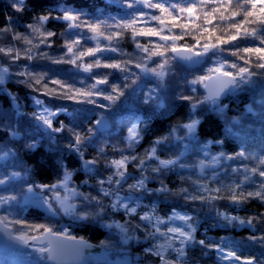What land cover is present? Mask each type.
<instances>
[{
	"label": "snow or ice",
	"instance_id": "6c2138e0",
	"mask_svg": "<svg viewBox=\"0 0 264 264\" xmlns=\"http://www.w3.org/2000/svg\"><path fill=\"white\" fill-rule=\"evenodd\" d=\"M228 8L233 6V0H226ZM122 7L125 8L124 15L117 19L116 17H108L100 19L95 17L92 20L86 18V14L79 10L65 8L63 10L56 9L57 14L53 15L51 11L40 14L33 18V23L26 25V33L14 32L11 26L0 28V34H11V39L14 41H22L24 45L31 47L20 48L15 44H10L7 47L0 46V86L5 85L13 77L17 78V82L24 84L30 89H34L37 93L44 91L46 95L54 100H77L80 98L91 104H97L94 97H102L106 101H111L110 104L100 103L102 109L112 108L117 101L124 97L126 91L131 90L133 96L136 95V89L140 87L137 83L143 80L151 83L147 87V91L142 95V103L158 102L159 95L165 89V78L169 74L174 73L175 64L177 63H201L203 58L219 56L220 53L228 52L230 56L235 57L232 62L224 59L222 62L217 60V66L209 69L211 74L195 77L187 81L189 90L195 94L197 89L195 85L203 84L207 90L202 97L195 95H177V99L181 101H189L192 112L195 113L198 107L208 106L212 111H220L225 105L220 103L222 96H227L237 90H241L245 86L255 85L258 81L264 83V0H236L235 7L238 10L231 12V15L225 17L220 14L221 21L232 20L237 16L242 15L239 22H234L230 28L235 29L233 34L225 36H216L215 43H212L214 32L208 28H203L202 35L194 37L195 43L192 46H177V42L184 39L187 34V29L192 23V17L195 13L197 4L206 6L215 4L217 0H181V3H186L187 7H182L181 3L173 4L171 0H119ZM221 6L224 5V0H219ZM26 0H16L11 7L17 11H24ZM250 5V7H249ZM257 5H260L257 9ZM152 10H158L159 14H154ZM227 10V8L225 9ZM219 7H213L211 12H204L206 24H211L212 19L209 17L212 13L219 12ZM188 14V20L185 23H178L180 17ZM11 21V17L7 18ZM199 19V17H196ZM109 21H114L110 23ZM151 21H157V26H146ZM49 22H64L66 27L60 35H67L71 39H66L62 48H66L63 56L53 57L47 52L40 50V45L51 47V37L57 35L56 32L48 30L46 25ZM171 25V27H168ZM247 25H254L247 27ZM139 26V27H138ZM193 28L200 27L192 25ZM167 28L169 33H172L173 28L182 30L181 35L168 34L165 35L164 29ZM87 30L85 32L84 30ZM103 29V30H102ZM115 29V31H113ZM108 32L106 35L105 32ZM92 33V35H88ZM125 33H130L132 39L136 41V49L138 50L129 59H116L106 53H124L119 47L111 45L113 40L117 43L122 39ZM203 33H208L205 37ZM103 37L109 43L105 47H101L99 40ZM138 37H159V41L149 40L147 43H140ZM201 39H206L209 42L201 44ZM90 40H96L95 47H84ZM34 41H37L34 43ZM83 41V44H82ZM235 41L249 42L256 46L244 47L240 49L238 44H232ZM151 45V47H150ZM224 45H231L225 48ZM199 47L200 50H196ZM74 48L77 51H74ZM241 51L244 55H241ZM23 52V59L26 61L47 60L51 64H69L76 69V74L88 73V78L94 83L89 85V90L77 88L74 83L60 80L59 78H49V73L44 71H33L28 63L21 66L19 72L11 71L15 62L20 61ZM71 54L70 58L68 55ZM91 57L89 63H83L84 57ZM255 56V60H253ZM139 62H136V60ZM78 61H81L78 63ZM243 62V64H241ZM138 69V72L132 71V65ZM152 65L151 67L149 65ZM229 68L231 70H225ZM93 69H114L123 73L119 77L120 83H110L109 77L111 72H94ZM23 77V79H19ZM206 81H215V86L210 87ZM82 83V81H81ZM49 84L59 85L57 88H49ZM100 85L106 87L101 88ZM6 91V89H5ZM34 103L39 106L38 111L31 115L36 122L38 128L43 129L47 133V139L51 144L57 142V133H68V143L65 147L75 153L81 162V168L88 174L96 175V192L97 195L85 193L79 190L78 186L73 185V171H70L65 165L61 164L64 169L63 176L55 184H40L35 185L29 183L23 191V200L25 206L29 202H33L36 207L43 208L50 217L66 216L71 222H81L89 224H101L105 228H115L122 236L124 243L129 240L138 239L135 237V232L143 228L144 239L149 242V246L144 249L146 256H154L158 258V264H196L189 256V249L195 245H199L202 249H215L217 255L222 260H231L233 264H238L242 261L243 264H264V254L257 256H238L236 251L225 252L221 243L207 242L204 239L197 240L194 233L196 232L195 218L186 213L177 211L172 208L171 215L161 217L156 212L155 202L148 206H142V200L148 194H162L165 198L168 196H179L184 201L201 203H210L216 199H227L233 205L242 204L249 198H258L264 201V156H252L251 159L256 161V166L249 167L247 163L241 164L239 168H232L231 172L237 175V179L230 184H222L216 188H209L206 183H201L200 180L193 181L194 191L189 192L187 188L171 189L164 182L160 181L159 188H149L147 181L162 175L164 171H170L175 167L184 168L185 165L180 163L181 156H175L169 159H161L157 154L158 148L166 146L171 139H176L180 142L184 140L196 141L197 126L200 124L199 119H191L189 123L182 125L186 129L184 137L176 135V130L171 129L167 136L157 137L144 153L125 155V152H134L135 145L143 138L139 129V121L128 128V135L124 137L126 147L119 149V158L108 159L104 148L97 150V155L92 159H85V147L92 146V139L107 127V119L102 114L100 119L95 120V123L90 125L85 131L79 129L82 125L75 120V127L65 125L63 121L59 122V126L53 124L56 115L61 112H67L66 108L57 107L55 111L45 105L44 101L38 97H34ZM249 111L252 109L249 108ZM264 118V114H262ZM234 120L233 124L238 123ZM0 123H3V118L0 117ZM5 127L11 129L13 126L8 124ZM226 131L230 134L232 128L228 127ZM18 133L12 131L11 135L15 137ZM37 141L26 145L29 149L37 147ZM223 143V141H216ZM188 144H184L187 149ZM205 145L201 148L204 152ZM207 155V153H205ZM236 157L248 160L249 156L242 149L232 155L223 152L211 157L213 163H218L221 159L233 160ZM16 153L13 149L8 148L6 144H0V161L12 160L15 166ZM155 160L158 163L155 166L146 164V161ZM133 165L134 169H139V177H135L133 173L128 171V165ZM107 172L104 178H99L101 168ZM205 162L200 161L198 165L201 171L205 168ZM6 167V165H5ZM150 172L153 175H147ZM23 179V174L18 171L8 173L0 172V185L9 184L12 181ZM183 179V178H182ZM218 180L219 177L214 172L211 178ZM129 180L134 182L128 183ZM87 183V182H85ZM125 185L127 187L125 188ZM252 187L254 190L245 191V187ZM48 189L53 192V195L44 198L42 195H36V189ZM239 190V191H237ZM226 192L227 195H216L212 193ZM61 192L65 193L61 195ZM207 194V195H205ZM18 197L12 195H0V207L11 204L17 201ZM147 207V211L138 213V209ZM123 212L125 216L133 217L138 215L140 223L133 224L131 220H126L124 223L112 220L106 222L105 217L111 213ZM217 216L222 217L228 224L238 221L240 225L248 224L250 227L253 224V218L247 221L239 219L235 216H229L227 213L217 212ZM259 219V218H256ZM176 221H182L180 226L176 225ZM8 223L22 225V228L8 230V236L11 240L17 241L29 248H32L36 255L32 264H70L66 258L65 244L62 241L72 240L77 241L80 248L90 247L84 237H75L69 235L68 228L54 229L45 224H29L25 220L8 221L7 217L0 216V224ZM38 232L39 235H30L29 233ZM47 242L44 243V239ZM225 238H221L223 242ZM252 241L264 244V235L259 237L253 235L250 237ZM39 241V243H37ZM206 255V253H204ZM31 255V254H30ZM174 257V258H173ZM123 264H128L124 261ZM143 264V262H141Z\"/></svg>",
	"mask_w": 264,
	"mask_h": 264
},
{
	"label": "trees",
	"instance_id": "16d2710c",
	"mask_svg": "<svg viewBox=\"0 0 264 264\" xmlns=\"http://www.w3.org/2000/svg\"><path fill=\"white\" fill-rule=\"evenodd\" d=\"M16 0H0V28L11 26L14 32L26 33V25L33 23V18L40 14H45L49 11L56 15V9L63 10L66 7L72 10H79L86 14V18L92 20L95 17L100 19H107L108 17L121 18L124 15L125 8L121 6L119 0H26L24 11L17 12L11 5ZM158 2V0H153ZM171 3H181V0H171ZM236 0H233V6L228 8L226 0L221 6L219 0L215 4H208L201 6L197 4L195 13L192 17V23L187 29V34L184 39L177 42V46H192L195 43L194 37L201 36L203 28H208L214 35L211 42L215 43L216 36H225L233 34L235 29L230 28L234 22H239L243 17L237 16L232 20L221 21L220 14L223 13L225 17L231 15V12L238 10L235 7ZM182 7H187L186 3H181ZM213 7H219L220 11L212 13L209 19H212L211 24H206L204 19V12H211ZM250 7V5H249ZM260 5H257L259 9ZM227 8V10H225ZM154 14H159L158 10H152ZM11 17V21L7 18ZM199 17V19H196ZM188 20V14L184 13L178 23H185ZM114 23V21H109ZM157 21H151L146 26H157ZM192 25H199L198 28H193ZM254 25H247L253 27ZM66 24L64 22H49L46 25L48 30L56 32L57 35L51 37V47L40 45V50L47 52L50 56L60 57L66 52V48H62L66 39H71L67 35H60L64 31ZM139 27V26H138ZM168 27H171L169 25ZM103 30V29H102ZM87 32V30H84ZM115 31V29H113ZM107 35L108 32L106 31ZM165 35L176 34L181 35L182 30L173 28L172 33L168 29H164ZM92 35V33H88ZM208 33H203L207 36ZM140 43H147L149 40L159 41V37H138ZM37 41H34L36 43ZM209 42L206 39H201L200 43ZM100 43L101 47H105L109 42L105 39ZM10 44H15L17 47L26 48L30 45H24L22 41H14L11 39V34H0V46L7 47ZM83 44V41H82ZM96 40H90L84 47H95ZM232 44H238L240 49L244 47H254L256 45L249 42L235 41ZM114 47H119L124 53H106L116 59H129L138 50L136 49V41L132 39L130 33H125L124 37L117 43L116 40L111 42ZM151 47V45H150ZM222 47L228 48L231 45H224ZM196 50H200L197 47ZM74 51L77 49L74 48ZM241 55L244 53L241 51ZM3 54L0 53V57ZM21 60L13 64L11 71L19 72L21 66L28 63L33 71H44L49 73V78H59L60 80L74 83L77 88L89 90V85L94 81L88 78V73L76 74V69L73 65L51 64L47 60H33L26 61L23 59V52L21 53ZM71 54L67 58H70ZM227 59L232 62L235 57L230 56L228 52L220 53L217 57L208 59L205 57L204 64L200 68L188 69L183 64H175L174 73L169 74L165 78L166 87L160 92L158 102L142 103V95L147 91V87L151 83L141 79L137 83L140 85L136 89V95L131 94V90L126 91L124 97H121L116 104L110 109H102L99 107L100 103L110 104L111 101H106L102 97H94L97 104H91L78 98L77 100H54L52 97L46 95L44 91L37 93L34 89H30L24 84L18 83L17 78L13 77L5 85L0 86V117L3 118V123H0V144H6L16 153L15 166L12 160L0 161V172L8 173L11 171H18L23 174V179L12 181L9 184L0 185V195H16L17 201L11 202L9 205L0 207V216L7 217L8 221L25 220L29 224H45L54 229L68 228L69 235L77 238L84 237L91 243L97 244L100 247L111 249V257L115 259L114 262H98L93 261L89 264H123L122 256L123 249H128L132 263L143 264H158V258L154 256H146L144 249L149 246V242L144 239L143 228L135 232L138 239L126 245L123 244L119 233L115 229L105 228L101 224H89L81 222H71L70 218L66 216L50 217L43 209L35 205L23 202V191L29 183L40 184H55L62 178L64 169L61 164L65 165L70 171H73L72 181L74 186H78L79 190L85 193L97 195L96 192V175L86 173L81 168L79 157L69 151L65 145L68 143V133H57V142L55 144L49 143L47 133L36 126V122L32 117V113L38 111L34 104V97L43 100L44 103L53 111L57 107L67 109V112L58 113L53 120L55 126H59V122L63 121L69 127H75L73 121L80 123L82 127L80 131H85L90 125L95 123V120L100 119L103 114L112 125V128L107 132H99L92 139V146L85 147V159H92L97 155V150L104 148L106 158H119V149L126 147L124 137L128 135V128L133 124H138V129L142 135V139L135 145L134 152H125V155L143 154L145 149H148L152 142L161 136H167L171 129H175L179 135H185L182 125L190 122L191 119H199L200 124L197 126V139L192 141L193 145L186 152H182L183 143L171 139L170 142L163 148H158L157 154L161 159H169L175 156H181L180 163L185 165L184 168L175 167L170 171H164L162 175L147 181L149 188H159L162 180L171 189L187 188L189 192L194 191L193 181L200 180L201 183H206L209 188H216L222 184H230L237 179V175L231 172L232 168H239L241 164L247 163L249 167L256 166V161L252 160V156H264V83L259 81L255 85L245 86L241 90H237L221 100L220 103L225 105L220 111H212L208 106L198 107L195 113L192 112L189 101H181L177 99V95H195L202 97L205 93L201 84L195 85L197 91L195 94L189 90L187 81L195 77L211 74L209 69L217 66V60L221 62ZM91 57H84L83 63L91 62ZM255 60V56H253ZM81 61H78L80 63ZM136 62H139L137 59ZM243 64V62H241ZM152 66L151 64L149 65ZM133 72L139 70L135 68L134 64L131 66ZM225 70H231L226 68ZM94 72H111L109 77L110 83H120L119 77L124 74L114 69H93ZM19 79H23L20 77ZM82 81V83H81ZM106 87L102 85L101 88ZM49 88L59 89V85L49 84ZM6 89V91H5ZM252 110L249 111L248 109ZM234 120L238 123L233 124ZM12 125L11 129L5 125ZM228 127L232 128L234 134L226 131ZM12 131L18 134L13 137ZM37 141V147L29 149L27 144ZM216 141H223V143H216ZM206 145L205 157L221 152L232 155L241 151L242 149L248 154L249 159L236 157L233 160H220V166L214 170L218 180H212V174L206 172L205 175L198 172V160L202 156L198 150V146ZM201 151V150H200ZM204 152V153H205ZM158 161H146V164L155 166ZM6 165V167H5ZM101 168V175L99 178H104L107 172ZM128 171L133 173L135 177H139V169H134L130 163ZM147 175H153L150 170ZM183 178V179H182ZM87 182V183H85ZM134 182L129 180L128 183ZM127 185H125V188ZM245 191L254 190L252 187H245ZM39 193L50 195L48 189H36ZM239 191V190H237ZM207 195V194H205ZM216 195H227L226 192L212 193ZM155 202L156 212L161 217L170 215L172 208L177 210H184L191 213L196 220L195 237L197 240L204 239L207 242L221 243L225 252L236 251L238 256H257L264 254V244L255 242L250 239L251 236L257 237L264 235V201L258 198H249L242 204L233 205L227 199H216L210 203H201L200 201L191 202L184 201L181 197L168 196L165 198L162 194H148L142 200V206H148ZM147 207L138 209V213L147 211ZM217 212L227 213L229 216H235L239 219L247 221L253 218V224L250 227L248 224L240 225L238 221L228 224L222 217L217 216ZM259 218V219H256ZM106 222L112 220L124 223L126 220H131L133 224L140 223L139 216H125L123 212L111 213L110 217H105ZM8 226L15 229L22 228V225L8 223ZM30 235H39L38 232L29 233ZM221 238H225L223 242ZM33 250L29 248L26 251L4 249L0 250V264H32L36 256ZM206 253V255L204 254ZM31 254V255H30ZM33 254V255H32ZM189 256L196 264H233L231 260H222L217 255L215 249H202L201 246L195 245L189 249ZM174 258V257H173ZM44 264V262H42ZM238 264H243L242 261Z\"/></svg>",
	"mask_w": 264,
	"mask_h": 264
},
{
	"label": "water",
	"instance_id": "95a60500",
	"mask_svg": "<svg viewBox=\"0 0 264 264\" xmlns=\"http://www.w3.org/2000/svg\"><path fill=\"white\" fill-rule=\"evenodd\" d=\"M180 64H183L188 69H195V68H199L203 64V61L201 63L183 62ZM206 83H209L210 87L215 86V81H206ZM99 87H102V85H100ZM202 89L204 93H206L207 90L204 88V86L202 87ZM227 96H222L220 98V101L224 100ZM111 128H112L111 122L107 119V127L103 128L101 132H107ZM8 230H12V228L8 225L6 228L5 224H0V250L10 249V250L26 251L29 247L17 241L11 240L8 236ZM47 239H51V237L44 239L43 242L46 243ZM85 240L89 245H91L90 247L80 248L77 244V241H72V240L62 241V243L65 244V251L67 253L66 258L69 260L70 264H89L90 262L97 260L98 257L96 256V254H98L101 251L100 246L91 243L88 239ZM37 243H39V241ZM134 264H140V263H134Z\"/></svg>",
	"mask_w": 264,
	"mask_h": 264
},
{
	"label": "rangeland",
	"instance_id": "374dc122",
	"mask_svg": "<svg viewBox=\"0 0 264 264\" xmlns=\"http://www.w3.org/2000/svg\"><path fill=\"white\" fill-rule=\"evenodd\" d=\"M104 40V38L103 37H101V39L99 40V42H101V41H103ZM204 61H205V58H203V64H204ZM202 64V65H203ZM201 65V66H202ZM200 66V67H201ZM199 67V68H200ZM196 69V68H195ZM201 87H203V84H201ZM34 102V101H33ZM35 104V103H34ZM46 105V104H45ZM35 106L39 109V106L38 105H36L35 104ZM183 132H184V134L186 133V129H183ZM180 133L178 132V133H176V135L177 136H180L179 135ZM185 135H181L180 137H184ZM176 140V139H175ZM183 149H182V152H186L189 148H191V146L193 145L192 143V141L190 142V141H188V140H184L183 142ZM184 144H188V147H187V149H185L184 148ZM205 145L203 144V145H200V147L198 146V150H199V152H200V154L202 155L201 157H200V159L198 160V163H197V165L199 164V162L200 161H204L205 162V168L203 169V171H201V169L199 168V167H197V170H198V172L199 173H201V174H204L205 175V173L206 172H209V173H211L212 175H213V173L215 172L214 170H216L219 166H220V161L218 162V163H213L212 161H211V157L212 156H216V155H218V154H215V155H209V156H207V157H205V150H204V152H202V151H200L201 150V148H203ZM65 193H63V192H61V195H64ZM36 195L37 196H40V195H42L44 198H48V197H50V196H52L53 195V192H50V195H46V194H44V193H39V192H37L36 191ZM24 202V201H23ZM25 203V202H24ZM28 204H31V205H35L33 202H29ZM177 211H180V212H186V213H188V214H190L191 215V213H189L188 211H184V210H177ZM170 215H171V213H170ZM69 218V217H68ZM166 218V217H165ZM183 224V222L182 221H176V225L177 226H180V225H182ZM196 227V226H195ZM113 229H115V228H113ZM115 230H117V229H115ZM118 231V230H117ZM118 233H119V231H118ZM135 235V234H134ZM194 235H195V233H194ZM119 236H120V238H121V241H122V243L123 244H126V245H128V244H130L131 242H133V240L134 239H132V240H129L127 243H124L123 242V240H122V236H121V234L119 233ZM135 237H136V235H135ZM101 248V251L98 253V254H96V256L98 257L97 258V260L96 261H98V262H105V263H108V262H114L115 261V259L114 258H112L111 257V249H108V248H103V247H100ZM29 249V248H28ZM27 249V250H28ZM31 250H33L32 248H31ZM34 251V250H33ZM124 253H123V256H122V263L124 262V261H127L128 262V264H131L133 261H132V258H130V252H129V250L128 249H123L122 250ZM33 254L36 256L37 254L35 253V251L33 252ZM32 254V255H33ZM93 262V261H92Z\"/></svg>",
	"mask_w": 264,
	"mask_h": 264
}]
</instances>
